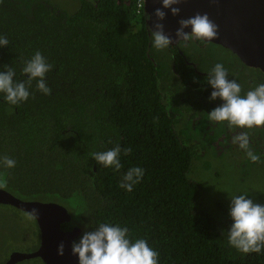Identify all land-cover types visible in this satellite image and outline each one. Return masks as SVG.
<instances>
[{
	"label": "trees",
	"instance_id": "16d2710c",
	"mask_svg": "<svg viewBox=\"0 0 264 264\" xmlns=\"http://www.w3.org/2000/svg\"><path fill=\"white\" fill-rule=\"evenodd\" d=\"M77 2L66 11L50 0H0V35L9 41L0 47V71L8 65L16 81L26 80L21 69L36 51L52 65L45 77L50 95L37 91L35 80L28 100L18 105L0 93V157L16 161L10 169L0 164L2 188L23 200L64 205L71 219L61 227L76 224L79 236L85 225L89 231L100 223L126 226L133 241L143 238L159 253L158 264H264V250L245 254L229 245V208L197 202L199 181L210 189L204 193L213 194L218 175L196 176L199 168L208 169L201 158L228 150L215 145L228 142L234 128L208 118L219 100H209L211 69L222 63L241 94L264 83V73L212 42L193 39L155 49L135 0ZM184 106L193 112L184 113ZM252 129L264 133V127ZM249 141L252 146L250 133ZM117 145L132 149L121 152L119 171L92 158ZM131 167L144 169V176L128 192L119 184ZM16 212L25 211L0 204V227L7 231L0 230V237L9 241L0 256L19 233L5 220L28 224ZM34 224V231L19 229L22 236L31 234L24 242L37 240L25 251L38 245ZM38 258L27 260L45 264Z\"/></svg>",
	"mask_w": 264,
	"mask_h": 264
},
{
	"label": "clouds",
	"instance_id": "9594fccd",
	"mask_svg": "<svg viewBox=\"0 0 264 264\" xmlns=\"http://www.w3.org/2000/svg\"><path fill=\"white\" fill-rule=\"evenodd\" d=\"M136 1L135 12L139 14L145 7V0H139L140 12L137 11ZM183 2L184 0H162V8L168 9L170 14L175 17L181 11L175 5H180ZM210 2L216 3L217 0H210ZM153 15L155 21L151 27H148L152 46L157 50H163L173 43V36L165 33L164 24L161 23L166 17L165 11L157 8L151 15L145 12V21L152 19ZM177 23L179 26L174 32L176 43L182 41L187 44L193 39L210 42L218 37L219 26L209 18L207 13L197 12L189 18L179 19ZM189 28L190 32H186L185 29ZM8 44L7 37L0 35V47H6ZM3 67L5 71H0V93L5 95L6 101L10 104L18 105L28 100L33 80L36 81L37 91L45 95L51 94L45 77L51 71L52 65L46 61L40 51H36L28 60L24 61L21 73L27 77L26 80L16 81L15 70L8 65ZM208 75L207 84L212 88L209 100L219 98L222 101V103L214 102L217 107L208 112V118L215 122H227L230 129L234 127L229 130L228 140L230 139L231 142L224 141L222 145H215L216 150L243 149L249 160L254 163L258 162L260 156L253 152V148L255 149L253 135L257 136L258 141L264 147V133L260 135L262 132H258L256 130L258 128H252L264 127V83L258 86L250 84L248 90L243 88L245 93L241 94L240 84L234 79H229L227 69L222 63H216ZM250 81L251 79L248 80V82ZM249 133L252 138V146H249ZM122 151L124 155H128L132 149H121L117 145L110 150L94 153L92 158L106 168L112 167L119 171L122 167L120 162ZM0 164L10 169L15 167L16 161L4 155L0 157ZM143 176L144 169L131 167L123 175L119 187L131 192L134 185L138 184ZM5 184L6 181H0L1 188ZM246 197V195H239L230 200L228 215L232 223L228 228V243L242 253L259 254L264 250V204L254 203L252 199ZM24 215L27 219L35 222L39 213L37 209L33 208L31 211L25 212ZM87 229L88 227L85 225L81 235H78V239L72 240L70 243L71 255L77 257L78 264H158L159 253L152 249L143 238L133 241L126 226L100 223L91 231ZM221 234H223V230ZM11 249L14 251V246ZM64 250L65 244L61 241L57 246V255L63 256ZM8 256L6 257L8 258Z\"/></svg>",
	"mask_w": 264,
	"mask_h": 264
},
{
	"label": "water",
	"instance_id": "95a60500",
	"mask_svg": "<svg viewBox=\"0 0 264 264\" xmlns=\"http://www.w3.org/2000/svg\"><path fill=\"white\" fill-rule=\"evenodd\" d=\"M119 1V0H118ZM178 16H172L168 9L162 8V0H145L144 14H153L161 8L166 17L164 24L166 34L173 36L181 18H189L197 12L207 13L218 27V37L212 43L230 50L243 64L258 68L264 72V0H184L180 5ZM155 21H145L151 27ZM190 32L189 29H185ZM0 204L11 205L25 212L33 208L38 210L35 219L39 233V242L32 251H12L2 264H15L25 259L39 257L45 264H78L77 257L71 255L70 243L78 237L80 228L62 229L61 224L69 222L71 215L67 208L55 201L23 200L0 187ZM63 241L65 250L63 256L57 255V246Z\"/></svg>",
	"mask_w": 264,
	"mask_h": 264
},
{
	"label": "rangeland",
	"instance_id": "374dc122",
	"mask_svg": "<svg viewBox=\"0 0 264 264\" xmlns=\"http://www.w3.org/2000/svg\"><path fill=\"white\" fill-rule=\"evenodd\" d=\"M54 2V5L66 11H74L78 6L77 0H50ZM212 52L215 55L221 56L219 52H221L218 48H213ZM222 53V52H221ZM183 112L189 113V108L184 106ZM254 138V146L259 155L264 157V147L258 141L256 135H253ZM248 158L245 151L243 149H232V153L229 150H226L221 156L214 157L212 154L208 153L206 156L201 158L202 164L208 168H199L196 172V176L199 177H212L213 175H218L217 179L219 185L217 188H212L211 191L213 194L204 193V191H210L209 187L201 183L200 196L197 199V202L201 204L208 203L209 206L220 203L223 208H229L230 200L237 195H246V198H250L254 203L264 204V161L260 160L258 162L245 163V159ZM199 180H203L200 178ZM219 205V204H217ZM9 211L11 213H15V209H10L5 207H1V209ZM218 208H220L218 206ZM221 209V208H220ZM229 209L226 211L228 213ZM21 219L28 221V228L30 231L35 230V224L33 220H29L25 217L23 212H16ZM20 221H17L13 217H8L5 220L4 226L7 229H14L18 233L15 241H14V250L25 251L36 245V238H32L29 241L24 242V240L28 239L31 234L29 232H25L23 234L19 231L22 227ZM25 225V226H27ZM0 230L5 229L0 227ZM7 232V231H6ZM2 236H5L4 234ZM9 242L4 237H0V246ZM11 249V248H10ZM8 250L7 255L12 250ZM1 250V247H0ZM2 254V253H1ZM7 255L0 256V260H4ZM25 262L21 264H32L34 261L24 260ZM19 264V263H18Z\"/></svg>",
	"mask_w": 264,
	"mask_h": 264
},
{
	"label": "flooded vegetation",
	"instance_id": "af4514ba",
	"mask_svg": "<svg viewBox=\"0 0 264 264\" xmlns=\"http://www.w3.org/2000/svg\"><path fill=\"white\" fill-rule=\"evenodd\" d=\"M179 52H181V49H179ZM192 62H193V61L191 60V63H192ZM236 66H237V65H236ZM218 102H219V103H222V101H221L220 99H219L218 101H216V103H218ZM192 112H193V111H192L191 109H189V113H192ZM228 141H229V143L231 142L230 139H229ZM72 226L75 227V226H77V225H76V224H73ZM61 228H62V227H61ZM62 229H64V228H62ZM38 242H39V240H38ZM36 248H37V247H36ZM36 248H35V249H36ZM12 250H13V249H12ZM12 250H11V251H12ZM33 250H34V249H33ZM31 251H32V250H31ZM8 255H9V254H8ZM6 258H7V257H6ZM36 258H38V257H36ZM38 259L42 262V260H41L40 258H38ZM5 260H6V259H4V260L2 261V263H3ZM21 262H22V261H21ZM21 262H17L16 264H18V263L20 264ZM2 263H1V264H2Z\"/></svg>",
	"mask_w": 264,
	"mask_h": 264
},
{
	"label": "built area",
	"instance_id": "2783aa9c",
	"mask_svg": "<svg viewBox=\"0 0 264 264\" xmlns=\"http://www.w3.org/2000/svg\"><path fill=\"white\" fill-rule=\"evenodd\" d=\"M137 4V11L140 12L141 7L139 6V0L136 1Z\"/></svg>",
	"mask_w": 264,
	"mask_h": 264
}]
</instances>
